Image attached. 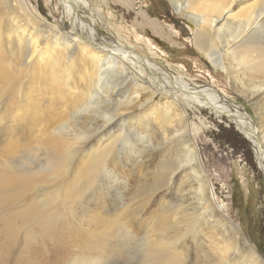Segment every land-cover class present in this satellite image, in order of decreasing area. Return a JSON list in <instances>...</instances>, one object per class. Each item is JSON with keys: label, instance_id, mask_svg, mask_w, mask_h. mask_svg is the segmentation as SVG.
Returning a JSON list of instances; mask_svg holds the SVG:
<instances>
[{"label": "bare ground", "instance_id": "bare-ground-1", "mask_svg": "<svg viewBox=\"0 0 264 264\" xmlns=\"http://www.w3.org/2000/svg\"><path fill=\"white\" fill-rule=\"evenodd\" d=\"M171 1L177 11L197 25L196 45L205 52L209 62L216 68L227 70L238 85L253 89L252 93L247 90L250 99L257 98L264 90V81L261 80L264 78V42L255 41L256 37L264 38V0L261 5L244 8L240 15H234L232 18L229 16L226 18V15L235 4L239 5L244 0ZM65 3L67 4L64 9L70 16L74 35L73 43L68 39L62 43L58 38L53 39L55 34L50 30L48 32L35 30L32 24L43 23V20L33 12L23 9V4L16 11H12L9 4H3L0 0V4L5 6V9L8 8L11 13V25L16 27V29L8 28L5 34L0 30V58H4L6 54L10 56L7 57L8 63L0 66V77L6 82L0 95L1 98L7 96L9 101H14L17 94L22 107L21 118L16 122L17 126H32L37 121L53 120L55 117L69 114L67 117L62 116L66 118L63 119L65 121L60 119L63 122L54 127L50 134L53 153L48 157L47 165L38 170L0 166V213L5 207L19 205V201L38 190L39 186L49 179H60L61 182L66 180L65 174L70 173L67 168L73 164L77 152L84 149L80 147L81 143L93 137L89 135L88 130L79 129L81 125L79 121L90 118L88 114L99 107L103 95L109 97L113 91L118 92L117 88L120 85L123 88L127 85L138 86L141 89H138L137 93L144 99L145 105L153 99L155 102V98L159 96L161 98L159 104L154 105L151 114V118H154L157 124V130L143 124L147 131L145 130L143 136L139 135L138 138L151 143V137L158 135L160 147H164H161L158 155L164 154L168 149L169 155L172 156V161L166 158L168 163L166 162L165 166L161 165L163 169L160 170L159 175H156L154 185L148 193L146 191L143 194L146 197L142 199V211L153 202L159 192H168L178 176L181 182L178 189L179 200L171 206L169 203L168 209L171 212L168 209L162 210H168L170 215L161 216V214L160 218L150 220L153 224L152 228L148 226L151 224L149 223L147 226L150 228L146 226L149 232L143 233L145 236L142 239H136L135 243L140 247L135 245L141 250L137 264H189L188 262L191 264L190 260H193L191 256L194 253V264H264L262 256L251 247L238 225L227 214L226 206L218 203L215 189L205 176L200 152L193 139L195 130L188 123L186 108H210L217 116L224 114L229 118L252 142L263 172L264 135L261 139L259 131L252 130V125L244 122L245 119L237 109L213 88L198 85L186 80L183 75L173 74L171 70L161 67L162 65L157 66L151 61H145L134 46L125 45L126 43L123 42L115 45L103 40L94 28L96 23H101L103 14L95 13L88 0H65ZM19 10L22 13H19ZM81 10L85 15L79 16ZM83 18H88L90 25L85 24ZM127 65L130 70H127ZM30 73L42 77L39 79L41 82L47 80L49 93L43 92L40 81V89L35 90L29 85ZM139 81L142 84H139ZM17 82L24 90L15 93ZM243 92L246 93L244 90ZM41 95L49 96V109H45L40 101H37ZM203 99H208V102H203ZM58 100L68 104H73L72 101H75L81 106L69 105L72 112H68L67 108L57 107ZM90 106L92 109H89ZM120 108L126 107L122 105ZM0 117L2 123L4 116L3 114L1 116V110ZM112 121L111 119L104 125H99L101 127L93 131L105 129ZM173 123L176 125L174 126ZM123 130L124 128L121 131ZM70 136L71 140H66ZM122 136L120 133L117 135L115 133L110 139L108 138V143V140H99V143L93 146L95 140L97 141L98 136H96L90 143H86L90 150L88 152L83 150L81 159L76 161V164H80L82 168L78 172V181L75 184L79 187L74 188L72 195L79 196L78 200L82 199L89 190L96 189L99 181L107 177L109 171L118 173L117 171L123 169L119 155L116 154L117 145L124 138H121ZM142 154L137 153L136 158L141 159ZM109 167L112 169L110 170ZM46 172L52 174L47 175ZM66 205L62 203L61 206ZM72 208L66 211L68 220L55 207V203L33 204L17 218H21L22 224L29 226L57 225L58 222H63L64 226L67 225L72 231L70 218L74 217L76 211ZM124 210L121 213L115 210L109 213L111 216L107 214V218L97 216L96 213L90 215L86 231H81L87 237L84 243L86 253L77 252L72 255L70 252L65 262L110 264L112 254L118 255L121 249L126 250L125 244L123 245L121 241L123 237L125 240L126 238L130 240L131 230L129 231L128 220L131 219L129 217L126 221L125 217L137 218L136 223L142 222L138 226H142L143 221L139 219L142 215L139 209ZM56 232L57 235H63L58 230ZM75 232L77 234L78 231ZM75 236L69 240L60 237L57 242L67 246L68 242L73 244L79 239L77 237H80L78 234ZM118 248L119 252L116 251ZM35 258L36 256L33 255L32 259Z\"/></svg>", "mask_w": 264, "mask_h": 264}, {"label": "rangeland", "instance_id": "rangeland-1", "mask_svg": "<svg viewBox=\"0 0 264 264\" xmlns=\"http://www.w3.org/2000/svg\"><path fill=\"white\" fill-rule=\"evenodd\" d=\"M2 1L3 4H9L12 11H16L23 4V9L25 8L27 12H33L37 17L39 16L43 23L32 24L35 30H45V32L50 30L55 34L53 39L58 38L61 43L68 39L73 43L74 35L72 34L70 16L64 9L65 4H67L65 0ZM88 2L95 13L103 14L101 23H96L94 27L103 40L115 43V45L123 42L126 43L125 45L134 46L137 53L142 55L145 61H151L157 66L162 65L161 67L171 70L173 74L183 75L186 80L198 83V85L213 88L237 109L246 120H243L244 122L251 124L256 131H259L262 139V135H264V90L260 92L257 98L252 97L251 99L254 98V100H251L248 91L252 93L253 89L238 85L227 70L223 71L214 67L207 59L205 52L196 45L197 25L177 11L171 0H88ZM262 2L263 0L238 2L239 5L235 4L226 18L240 15L244 8L261 5ZM20 12L22 13L19 10ZM82 14L85 15L83 10L79 16ZM11 19L12 16L8 8L5 9V6L0 4V30L4 34L10 27L16 29L15 26L11 25ZM82 20L85 24L90 25L88 18ZM255 41L264 42V38L256 37ZM7 57L10 58L7 54L4 58H0L1 67L8 63ZM130 69L128 66L127 70ZM40 78L42 77H39L38 74L30 73L29 85H32L35 90L40 89ZM261 80L264 81V78ZM5 83L0 77V91L5 88ZM47 83V80L40 81L43 92L49 93ZM139 84L142 82L139 81ZM129 87L130 90H128ZM80 88L83 90L82 86ZM117 89L119 91H113L109 97L103 95L106 98L105 100L102 98V104H100L104 105L99 104V107H96L98 109L94 108L95 111L88 114L89 119L79 121L81 124L79 129L88 130L89 135L93 136L87 142H82L80 147L88 152L90 147L86 143H90L96 136H98L97 141L95 140L93 146H96L99 140H108V143L113 134L120 133L123 135L121 138H124L117 145L116 154L119 155L122 166H124L123 169L117 171L118 173L109 171L107 177L99 181L98 185L100 186L97 185L95 190H89L82 199L78 200L79 196L72 194L74 188L79 187L75 184L78 181V172L82 167L80 164H76V161L82 157L83 150H81L79 153L77 152L73 164L67 168L70 173L65 174L66 180L61 182L60 179H49L40 185L38 190L31 192L19 201V205L14 206L13 204L10 207H5L0 213V264H68L65 259L70 252L72 255L77 252L86 253L84 243L87 241V237L82 232H85L88 227L86 224L90 221V215L96 213L97 216L107 218L115 210H118L119 213L125 211V208L142 211V199L146 197L143 194L146 191L148 193L154 185L156 175H159L160 170L163 169L161 165L165 166L172 159L168 149L166 152L164 151V154L158 155V151L162 147H160L158 135L151 137V143H146L138 138L139 135L140 137L143 136L146 130L143 124L157 130V124L154 118H151V114H153L154 105L160 102L161 98L159 96L155 98V102L153 99L147 103L148 105H145L144 99L137 93V90L141 89L140 87L127 85L123 88L120 85ZM18 90H24L20 87L19 82H17L15 93ZM243 90L245 92L248 90L245 93L248 97ZM1 96L0 110L4 120L0 123V166L22 167L23 169L26 168L25 170L40 169L45 166L48 157L53 153L50 134L54 127L65 121L63 120L66 119L64 117L69 116V114L61 115L59 118L55 117L53 120L37 121L32 126L18 127L16 122L17 119L21 118L22 107L17 94L14 101H9L7 96L2 98ZM37 99L45 109H49V96L41 95ZM203 102H208V99H203ZM72 103L68 104V102L58 100L57 107L67 108L68 112H72L69 105L81 106L78 102L72 101ZM118 103H123L122 105L126 108H120L122 106L120 104L118 107ZM140 105L145 106L141 107ZM89 109H92V106ZM186 112L188 123L195 130L193 139L196 141L195 144L200 152L205 176L215 189L218 203L226 206L227 214L238 225L251 247L264 259V172L261 164L257 161L252 142L224 114L217 116L210 108H186ZM111 119L113 120L112 123L105 129L98 132L93 131ZM173 125L175 126L176 123ZM122 128L125 131H121ZM127 136L128 139H126ZM66 140H71V136ZM78 147L76 146V148ZM140 152L141 154L143 152L141 159L136 158L137 153ZM160 158L164 159L161 160ZM109 168L112 169V167ZM45 174L50 175L52 173L46 172ZM180 182L178 176L168 192H159L153 202L142 211L139 219L143 221L141 224L143 228L138 226L142 222L136 223L137 218L134 216L133 218L132 216L125 217L126 221L129 217L131 219L128 220L131 237H129L130 240L122 238L121 242L123 245L125 244L124 247L127 249H121L124 250L123 252L119 248L116 249L117 252H121V255L120 252L118 255L112 254L114 257L111 255L112 259L109 258L112 260L110 264L138 263L141 250L138 249L139 244L135 243L136 239H142L146 232H149L148 228L153 226L151 221L163 215H170L169 203L171 206L180 198L178 193ZM45 203H55V207L66 216L67 220L69 216L66 215V211L68 208L74 207L72 209L76 210L75 215L70 218L73 226L72 231L67 225L64 226L63 222H58L57 225L31 224L29 226L22 224L21 218H17V216L21 217L29 206ZM62 203L67 205L61 206ZM160 203L164 206L162 207ZM166 209L170 212L168 210L162 211ZM149 223L151 224L148 225ZM57 230L63 235H57ZM75 230L78 231L77 234L80 237H77L79 239L73 244L68 242L67 246H64V244L57 242L60 237L67 240L72 239V236L76 237ZM141 233L145 234L142 235ZM131 240H134L132 244ZM33 255L36 256L35 259H32ZM194 255L195 253L191 256L193 260H195ZM193 260H190L191 264H194ZM188 263L190 264V262Z\"/></svg>", "mask_w": 264, "mask_h": 264}, {"label": "water", "instance_id": "water-1", "mask_svg": "<svg viewBox=\"0 0 264 264\" xmlns=\"http://www.w3.org/2000/svg\"><path fill=\"white\" fill-rule=\"evenodd\" d=\"M244 116H246L245 113H244ZM251 129L254 130V126H252ZM254 131H255V130H254Z\"/></svg>", "mask_w": 264, "mask_h": 264}]
</instances>
